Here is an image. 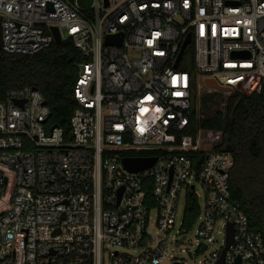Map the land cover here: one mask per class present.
<instances>
[{
	"label": "built area",
	"instance_id": "built-area-1",
	"mask_svg": "<svg viewBox=\"0 0 264 264\" xmlns=\"http://www.w3.org/2000/svg\"><path fill=\"white\" fill-rule=\"evenodd\" d=\"M0 18L8 54L48 49L56 28L86 59L69 137L36 89L0 99V264H220L229 229L223 264H264L231 196L234 157L192 128L202 97L220 93L206 80L230 93L259 80L264 115V0H0ZM126 158L156 162L130 172ZM192 230L186 257L172 254Z\"/></svg>",
	"mask_w": 264,
	"mask_h": 264
},
{
	"label": "trees",
	"instance_id": "trees-1",
	"mask_svg": "<svg viewBox=\"0 0 264 264\" xmlns=\"http://www.w3.org/2000/svg\"><path fill=\"white\" fill-rule=\"evenodd\" d=\"M188 52V51H187ZM191 60L192 53H186ZM83 57L73 42L53 43L35 55L8 54L0 49V99L10 90L31 87L39 91L50 108L48 126L71 134V118L77 109L74 90ZM188 71V67L182 68ZM247 84L230 93L226 108L213 103L220 94H205L200 112L192 114V128L221 134L215 150L231 149L234 167L230 192L248 218L250 228L264 242V115L262 93L249 91ZM203 158V157H202ZM196 200L188 201L185 227H192L199 215Z\"/></svg>",
	"mask_w": 264,
	"mask_h": 264
},
{
	"label": "water",
	"instance_id": "water-1",
	"mask_svg": "<svg viewBox=\"0 0 264 264\" xmlns=\"http://www.w3.org/2000/svg\"><path fill=\"white\" fill-rule=\"evenodd\" d=\"M52 35L54 37V43L56 45H60L63 43L60 34L58 32V30L56 28H53L52 30ZM121 41H122V35H116V36H107L106 37V45H121ZM190 38L188 37L179 54L177 63H176V68L178 67V64L184 54L185 48L187 47L188 44H190ZM3 47V39H2V19L0 18V49H2ZM83 70V68H82ZM206 85L208 88L211 89H216L218 92L220 93H230L231 90L230 88H223L218 86V84L216 82H214L213 80H206ZM228 152H231V149H227ZM156 162V159H149V158H135V159H131V158H126L124 159V165L126 167L127 170H129L130 172H138V171H142L145 169H148L150 167H152ZM233 240V230L229 229L228 231V240H227V247L225 248V250L223 251L221 260H220V264H223V260H224V256L225 253L228 249V247L231 245Z\"/></svg>",
	"mask_w": 264,
	"mask_h": 264
},
{
	"label": "rangeland",
	"instance_id": "rangeland-1",
	"mask_svg": "<svg viewBox=\"0 0 264 264\" xmlns=\"http://www.w3.org/2000/svg\"><path fill=\"white\" fill-rule=\"evenodd\" d=\"M197 83L198 84L202 83L201 77L199 75L197 76ZM246 84L248 86L247 88L249 91L260 93L261 84H260L259 80H257V79L251 80V81H248ZM219 94H220V96L217 97V99L215 101H213V103H210V106L213 107L214 104H218L219 109L224 110V108H225L224 106L227 104V100L230 96V93H219ZM220 141H221V135L220 134H213V133L206 132L203 136L202 147L206 148V149H214L216 145L220 144ZM152 219H153V221L155 220V213H152ZM178 229H176V231ZM151 230H152L153 234H156L157 230L154 226L151 227ZM176 231L173 232L172 237H174V236L176 237L178 235V233ZM194 238H195V230H192L189 233L188 241L182 244V246L179 248V251H176L177 249H176V246L174 244L171 246L172 249H175V253H172V254H174L178 257H186V254L183 253L182 250L192 249ZM104 264H109L108 258L105 259ZM193 264H198V261L196 263H193Z\"/></svg>",
	"mask_w": 264,
	"mask_h": 264
}]
</instances>
